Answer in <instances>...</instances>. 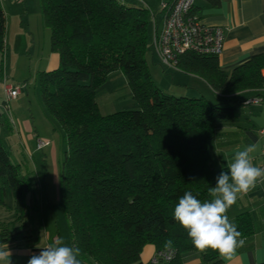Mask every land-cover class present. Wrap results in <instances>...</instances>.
Returning <instances> with one entry per match:
<instances>
[{"label":"trees","instance_id":"trees-1","mask_svg":"<svg viewBox=\"0 0 264 264\" xmlns=\"http://www.w3.org/2000/svg\"><path fill=\"white\" fill-rule=\"evenodd\" d=\"M38 2L50 31V49L58 56L57 67L38 73L40 93L66 139L59 196L71 246L81 250L78 258L84 264H143L141 251L151 244L171 257L156 256L149 264H182V256L190 252H198L204 264H218V252L193 246L174 219V207L186 191L201 201L210 199L208 189L228 170L212 165L209 142L217 122L233 119L238 106L254 97L264 102V56H253L228 75L217 57L187 51L175 67L201 77L217 94L216 101L169 94L155 84L145 59L150 17L145 4ZM4 37L0 3V74ZM115 72L125 76L138 108L102 114L96 90ZM242 91L256 92L242 99ZM5 123L0 111V129ZM5 189L12 194L17 220L31 212L39 220L35 191L0 140V193ZM235 225L239 238L252 232L247 213L239 214ZM19 234L2 228L0 244L15 241ZM168 239L173 241L170 249L164 247Z\"/></svg>","mask_w":264,"mask_h":264},{"label":"rangeland","instance_id":"rangeland-1","mask_svg":"<svg viewBox=\"0 0 264 264\" xmlns=\"http://www.w3.org/2000/svg\"><path fill=\"white\" fill-rule=\"evenodd\" d=\"M122 1L128 5L148 4L151 7L145 59L154 82L163 83L168 77L171 78L172 69L164 65L150 48L155 18H158L157 26L160 28V0ZM24 4L28 15H25L21 26L20 18L12 16L2 56L4 75L12 85L20 88L19 95L7 105L8 113L15 116L16 128L10 131L4 124L0 129V140L9 149L11 162L18 164L21 175L28 178L40 205V213L39 220L32 212L17 220L11 192L5 189L0 193L3 202V206H0V231L2 228L10 233L20 231L18 239L7 243L12 252L11 264H27L33 254L39 255L42 248L57 238L71 246L68 221L59 196L61 165L67 149L66 139L63 130L42 103L38 78L39 71L46 68V63L54 54L50 49V31L44 25L38 0H25ZM5 11H9L10 16L13 13L8 2ZM213 98L216 101L217 97ZM96 100L102 114L138 108L121 72L109 75L106 82L96 90ZM16 118L20 119L22 125L20 131ZM21 121H27L29 128L26 129ZM38 140L46 141L48 145L38 150Z\"/></svg>","mask_w":264,"mask_h":264},{"label":"crops","instance_id":"crops-1","mask_svg":"<svg viewBox=\"0 0 264 264\" xmlns=\"http://www.w3.org/2000/svg\"><path fill=\"white\" fill-rule=\"evenodd\" d=\"M137 1L142 2L141 0ZM167 1L169 0H160V7L162 3ZM6 2H8L10 9H13L11 16L9 11H5ZM0 3L5 14L6 35L12 25V16L15 15V17L20 18L19 25L21 26L24 22L23 19L28 15V10L24 7L25 0H0ZM21 3L23 4L22 7L20 6ZM193 4V13L202 24L224 29L223 50L217 57L219 67L223 72L229 75L234 68L247 62L253 56H264V0H219L216 5H211L206 0H193ZM145 6L148 7L149 11L151 10L148 4ZM163 15L161 9L160 27ZM153 23V30L154 27L159 29L157 26L158 18H155ZM27 25L29 26V23ZM57 65L58 56L54 53L43 71L53 69ZM170 68L172 69L170 79L168 77L163 83L155 81L163 92L187 96L202 95L208 99L212 97V100L213 97H217V94L201 77L174 67ZM262 73L264 74V68ZM4 84L11 83L4 75L3 67L0 74V111L6 117V126L12 131L13 128L14 130L16 128L15 116L13 117L12 114L8 113V107L4 106L6 98ZM255 92L242 91L238 95L244 99L253 96ZM16 122L20 131L22 129L20 119L16 118ZM22 124L26 129L29 128L27 121H23ZM257 141H261L262 146H264V102L260 105L241 104L238 106L233 119L219 121L216 124L215 133L209 142L212 165L215 168H227V163L235 148ZM254 155V165L264 167V153L258 151ZM0 206L3 205L0 204ZM241 213H247L249 216L252 232L248 236L238 238L243 239L245 243L236 249L231 260L221 258L218 264H264V181H259L257 186L248 193L238 194L236 203L227 210L226 215L230 222L236 224V217ZM156 252L153 245H145L140 255L141 262L149 264ZM81 264L84 263L81 262ZM182 264L204 263L198 252H190L182 256Z\"/></svg>","mask_w":264,"mask_h":264},{"label":"clouds","instance_id":"clouds-1","mask_svg":"<svg viewBox=\"0 0 264 264\" xmlns=\"http://www.w3.org/2000/svg\"><path fill=\"white\" fill-rule=\"evenodd\" d=\"M264 153L261 141L233 150L227 163V171H221L216 184L208 189L210 199L201 201L190 191L179 197L173 216L186 231L193 246L200 252L212 249L225 260H231L238 247L245 243L238 239L241 233L230 222L227 210L236 203L238 194L253 190L259 181H264V167L254 165L255 153ZM173 246L168 239L166 249ZM12 252L7 243L0 244V264H11ZM81 250L68 246L57 238L42 248L39 255L33 254L27 264H81Z\"/></svg>","mask_w":264,"mask_h":264},{"label":"built area","instance_id":"built-area-1","mask_svg":"<svg viewBox=\"0 0 264 264\" xmlns=\"http://www.w3.org/2000/svg\"><path fill=\"white\" fill-rule=\"evenodd\" d=\"M193 0H169L161 4L163 20L161 27H154L151 48L166 66L176 68L179 55L191 51L196 54L218 57L223 50L224 29L206 26L191 13ZM6 107L11 99H15L20 88L12 84H4ZM248 104H262L261 97H254L245 102ZM48 145L46 141L38 140L36 149L41 150ZM161 256L168 260L170 252H156L155 257Z\"/></svg>","mask_w":264,"mask_h":264}]
</instances>
